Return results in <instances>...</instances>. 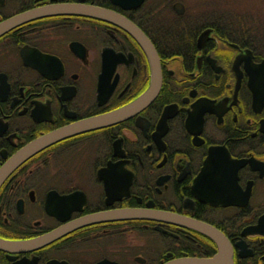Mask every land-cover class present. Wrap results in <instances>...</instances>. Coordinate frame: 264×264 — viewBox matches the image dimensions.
Listing matches in <instances>:
<instances>
[{"label": "flooded vegetation", "instance_id": "obj_1", "mask_svg": "<svg viewBox=\"0 0 264 264\" xmlns=\"http://www.w3.org/2000/svg\"><path fill=\"white\" fill-rule=\"evenodd\" d=\"M44 2L52 1L0 0V21ZM82 2L133 24L51 17L0 38V238L19 242L0 248V264H169L217 254L199 231L145 220L27 244L89 215L140 206L211 224L230 239L232 264H264V0ZM138 36L159 58L157 96L119 123L16 162L36 139L149 91L153 67ZM214 146L242 162L238 177L232 190L209 181L199 193ZM208 191L225 198L212 204ZM134 231L143 237L131 249Z\"/></svg>", "mask_w": 264, "mask_h": 264}, {"label": "water", "instance_id": "obj_2", "mask_svg": "<svg viewBox=\"0 0 264 264\" xmlns=\"http://www.w3.org/2000/svg\"><path fill=\"white\" fill-rule=\"evenodd\" d=\"M52 2H56L57 0H51ZM80 8L82 5H63V4H55V5H47V6H40L36 7L34 9H30L29 11L19 13L17 15H14L10 17L9 19L3 21L0 23V37L5 35L6 33L10 32L11 30L17 28L18 26H21L25 23L38 20L40 18L44 17H50L55 15H63V14H71V15H82L83 12H80ZM89 8L86 15H94L100 17V19L104 20V18L108 17L107 14L108 11L100 10L98 8H93L91 6L87 7ZM92 9L94 11H92ZM84 10V9H83ZM99 11V12H98ZM120 20L119 24H122V19L118 18ZM139 37V36H138ZM142 39V37H139ZM146 39L144 38V41ZM148 56L151 60L152 67H153V81L152 85L149 89V91L144 95L143 99H139L138 101L134 102L133 104L113 111L111 113L93 117L84 121H80L76 124L69 125L66 127H63L62 129H59L53 133H50L46 138L34 142L30 146H33L35 151H40L41 149H44L47 146H50L62 139H65L67 137L74 136L76 134L102 128L109 125H114L116 123H119L125 119H127L131 114L137 112L139 110L137 103L144 102L148 105V103L157 96L161 84H162V78H161V70H160V63L159 58L155 52L150 51V47H147ZM145 105V106H146ZM144 106V107H145ZM213 149V148H212ZM210 149L209 155L205 161L204 167L197 177L195 181L194 188L196 191L201 192L200 184L204 178H208L209 181L214 182L215 184H223L222 186L227 187V183L229 181L230 189L232 190V184L234 183V177H238L237 170L239 165L242 162L236 163V161L231 157L230 153L227 150H223L221 152L218 149H214L218 153H216L214 150ZM28 154V153H27ZM218 176V178H217ZM205 195V193L203 194ZM231 197V196H229ZM207 201L212 204H217L219 201L223 200L225 198V195H219V193H212L207 192L206 193ZM105 220L110 221H117V220H155V221H165L172 224H178L181 226H191L195 228L194 223L196 221H192L190 218H186L183 216H180L178 214L168 212V211H162L152 208V206H148V209H136V208H125L121 210H113L106 213H95L92 215H89L85 218H82L79 222V225L76 228L88 225V224H94L99 223ZM74 223V224H75ZM199 231L205 232L206 234L213 232L209 227L206 225L201 224V227L197 224ZM75 227V226H74ZM68 230L65 228H61L59 230H56L38 240V243L44 244L48 243L50 241H53L54 239L64 235L67 233ZM217 235H214V239L219 240L222 245V239L221 235L219 233H216ZM209 235V234H208ZM224 257V258H223ZM198 263V264H219V262H222L220 264H232V256L225 254L222 256H217L212 259L208 260H189L184 259L177 261L175 264H190V263ZM218 262V263H217Z\"/></svg>", "mask_w": 264, "mask_h": 264}, {"label": "bare ground", "instance_id": "obj_3", "mask_svg": "<svg viewBox=\"0 0 264 264\" xmlns=\"http://www.w3.org/2000/svg\"><path fill=\"white\" fill-rule=\"evenodd\" d=\"M58 3H60V4H63V5H66V6H69V5H82V7H85V8H80L79 9V11L80 12H83V14L82 15H71V14H63V15H55V16H50V17H44V18H40V19H38V20H35L36 22H38L39 20H43V19H49V18H51V17H63V16H69V17H75V16H80V17H89V18H95V19H100V17L99 16H97L96 14H94V15H86L87 14V12L86 11H88L89 10V8H87V7H89V6H91V7H93V8H98V9H100V10H104V11H108L107 12V14L109 15L108 17H106V18H104V20L105 21H109V22H112V23H115V24H119L120 23V20L118 19V18H121L122 19V24H124V25H127V23L129 24V25H132L133 23L131 22V21H129V20H127V19H124V17H123V15L121 14V13H118V12H115L114 10H111V9H108V8H104V7H99V6H96V5H91V4H87V3H85V2H82V0H81V2H79V1H77V2H66V1H56V2H48V3H42L41 5H37V6H33V7H30V8H24L23 9V11H21V12H19V13H23V12H26V11H29L30 9H34V8H36V7H40V6H47V5H55V4H58ZM84 9V10H83ZM92 11H94L93 9H92ZM99 12V11H98ZM19 13H17V14H19ZM17 14H15V15H17ZM12 17V16H11ZM10 18V17H9ZM9 18H7V19H9ZM7 19H4V20H2V21H0V23L1 22H3V21H5V20H7ZM35 21H31V22H28L29 24L30 23H33V22H35ZM28 23H25V24H28ZM25 24H23V25H21V26H24ZM122 24H120V25H122ZM21 26H18L17 28H15V29H18L19 27H21ZM15 29H13V30H15ZM13 30H11V31H13ZM10 31V32H11ZM10 32H8V33H10ZM8 33H6V34H8ZM5 34V35H6ZM4 36V35H3ZM3 36H1V37H3ZM0 37V38H1ZM137 40H139L141 43H143V44H145V47L147 46V42H145L143 39H140L139 37L137 38ZM144 97V96H143ZM143 97L141 98V99H143ZM138 101V100H137ZM136 102V101H135ZM144 102H145V99H144ZM143 101L142 102H139V103H137V106H138V108H139V110H141L146 104L144 103ZM133 104V103H132ZM201 107H203V106H201ZM122 109V108H121ZM138 110V111H139ZM201 113H205V110H202L201 111ZM49 134H47V135H44V136H42V137H40V138H38V139H36L34 142H38V141H40V140H42V139H44V138H46L47 136H48ZM33 142V143H34ZM32 143V144H33ZM31 145V144H30ZM213 148V149H212ZM211 149L212 150H216V149H218V150H220L221 152H223V149L222 148H220V147H217V146H214V147H212ZM35 149L36 148H34L33 146H28V147H26V149L25 150H23V152H21V154L17 157V159H16V162H19L20 160H25L26 158H29V157H31V156H33V155H35L36 153H38V152H40L39 150L38 151H35ZM214 150V151H215ZM216 153H218L217 151H215ZM28 153V154H27ZM14 165H16V164H14ZM14 165L11 163V168L12 167H14ZM201 173V172H200ZM8 174H12V170L8 167V173L7 174H5V176L4 177H6V176H9ZM199 176V175H198ZM217 178H218V176H217ZM207 182H209V179L208 178H204L203 180H202V182H201V184H200V186L201 185H203V187H206V183ZM211 182V181H210ZM227 185H229V183H227ZM232 195L233 194H231V195H229V196H231L232 197ZM231 197L229 198V199H231ZM232 204V202H230V203H227L226 205H231ZM133 208H136V209H143V210H145V209H148L147 207H133ZM106 212H109V211H104V212H99V213H106ZM180 216H183V215H180ZM183 217H186V216H183ZM186 218H188V217H186ZM80 220H82V219H80ZM80 220H78V221H76V222H79ZM117 221H125V220H117ZM128 221H131V220H128ZM134 221H137V220H134ZM145 221H154V222H159V223H168V222H165V221H155V220H145ZM192 221H196L195 223H194V225H195V228L194 227H191V226H184V227H188V228H192L193 230H195V231H199V228H198V226H197V224L201 227V224H203V225H206L207 227H209V229H211L213 232H211V233H208V234H206L205 232H202V231H199V232H201V233H203L204 235H206L207 237H209L210 239H211V241H213V243L217 246V249H218V251H217V254L214 256V257H219V256H222V255H225V254H228V255H230V256H232V258H234V247H233V245H232V243H231V241H230V239L222 232V231H220L219 229H216L215 227H213L211 224H208V223H205V222H202L201 220H196V219H192ZM111 222H113V221H108V220H105V221H102V222H99V223H103V224H108V223H111ZM94 224H97V223H94ZM79 225V223H75V224H71V226L69 227V228H65L66 230H68V232L69 231H72V230H74V229H77L76 227ZM88 225H93V224H88ZM88 225H86V226H88ZM176 225H178V224H176ZM75 226V227H74ZM179 226H181V225H179ZM183 227V226H182ZM216 233H219L220 235H221V241H222V245H221V243H220V241L219 240H215L214 239V235H217L218 236V234H216ZM214 234V235H213ZM63 236V235H62ZM61 237V236H60ZM38 240L39 239H37V240H35V241H30L29 243L27 242V244H29V245H34V244H40V243H38ZM22 243V246L21 247H25L26 245L23 243V241L21 242ZM11 246L13 247V246H15V247H19V242L18 241H10V240H4V239H2V238H0V248L1 249H4V248H11ZM27 247V246H26ZM14 248V247H13ZM213 257V258H214ZM224 258V257H223ZM186 259V258H185ZM187 259H189V258H187ZM209 260L210 259H212V258H208ZM208 259H203V260H208ZM180 260H184V259H178V260H176V261H173V262H170L169 264H175L177 261H180ZM189 260H192V259H189ZM233 260V259H232ZM218 263V262H217ZM220 263H222V262H219V264ZM180 264H183V263H180ZM190 264H198V263H196V262H194V263H190Z\"/></svg>", "mask_w": 264, "mask_h": 264}, {"label": "rangeland", "instance_id": "obj_4", "mask_svg": "<svg viewBox=\"0 0 264 264\" xmlns=\"http://www.w3.org/2000/svg\"><path fill=\"white\" fill-rule=\"evenodd\" d=\"M142 234H141V232L140 231H134L133 233H129L128 234V236H127V243H128V245H129V247H130V245H131V249H132V247L133 246H138V243H139V241H137L138 239H142ZM136 238H138L137 240H136Z\"/></svg>", "mask_w": 264, "mask_h": 264}]
</instances>
